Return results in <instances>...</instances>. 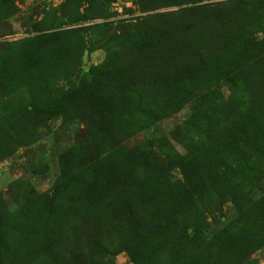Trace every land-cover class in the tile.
Instances as JSON below:
<instances>
[{"label": "rangeland", "instance_id": "374dc122", "mask_svg": "<svg viewBox=\"0 0 264 264\" xmlns=\"http://www.w3.org/2000/svg\"><path fill=\"white\" fill-rule=\"evenodd\" d=\"M194 6L0 0V264H264V58Z\"/></svg>", "mask_w": 264, "mask_h": 264}, {"label": "trees", "instance_id": "16d2710c", "mask_svg": "<svg viewBox=\"0 0 264 264\" xmlns=\"http://www.w3.org/2000/svg\"><path fill=\"white\" fill-rule=\"evenodd\" d=\"M204 2H210L208 4H203ZM255 2L260 3V10L262 14L258 15V17L254 20H249L247 18L249 11L255 6ZM196 6H194L193 11L196 12L198 18H202L205 14H208L211 18L214 19V27L217 32L215 31L212 34L211 39L216 40L219 38L221 39L222 36H219V30L225 24V30L227 35L230 37L227 41L230 44H236L238 46L244 45L245 52L241 57V61L244 65L250 64L254 58H257V51L262 55L264 58V37L259 38L256 34L262 32L264 34V0H228V1H217V0H195ZM222 6H226L224 15H220ZM220 8V9H219ZM227 24V25H226ZM232 47V46H231ZM237 48L232 47L231 52ZM261 50V51H260ZM186 53H181L180 60L186 59ZM262 59V58H261ZM220 60H218L219 62ZM236 64V59L230 60L227 65H222L223 72L225 74H229ZM194 69L193 64H186L179 69L180 75H190V72ZM228 78V77H226ZM188 80L187 78H185ZM205 79L199 80H188L187 83L189 85L188 90L189 94L196 97H201L205 94L209 93V90L205 87L207 86L208 82L206 83ZM201 91V92H200ZM198 92L201 94L198 95ZM252 105H255L252 103ZM260 110L252 109L251 111H243L239 116H233L232 114L229 115L231 117L232 122L234 121L236 125L226 131L225 139L227 142L231 143L232 145H236L245 155L246 160L254 165L258 159V154L263 152L259 149V142L260 140L251 135V121H255V115L259 113ZM49 116H54L55 113L53 111H48ZM253 117V118H252ZM229 119V120H231ZM235 119V120H234ZM254 119V120H253ZM261 135L264 136V131H261ZM198 142L190 141V150ZM221 144L223 141L220 142ZM200 235L204 236L203 233ZM1 243V242H0ZM4 245L0 247L3 249Z\"/></svg>", "mask_w": 264, "mask_h": 264}]
</instances>
